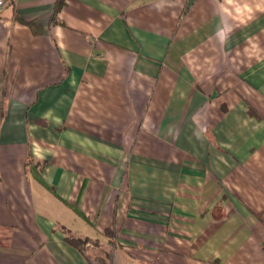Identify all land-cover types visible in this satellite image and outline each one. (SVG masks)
<instances>
[{
    "label": "crops",
    "instance_id": "crops-1",
    "mask_svg": "<svg viewBox=\"0 0 264 264\" xmlns=\"http://www.w3.org/2000/svg\"><path fill=\"white\" fill-rule=\"evenodd\" d=\"M10 0L0 264H264V0Z\"/></svg>",
    "mask_w": 264,
    "mask_h": 264
},
{
    "label": "rangeland",
    "instance_id": "rangeland-1",
    "mask_svg": "<svg viewBox=\"0 0 264 264\" xmlns=\"http://www.w3.org/2000/svg\"><path fill=\"white\" fill-rule=\"evenodd\" d=\"M68 236L74 237L70 235V233ZM82 240V245L84 246L83 248H85V252L89 255L94 264H114L116 256V249L114 246H107L106 244L102 245L99 240H91L89 242H86L84 238H82Z\"/></svg>",
    "mask_w": 264,
    "mask_h": 264
},
{
    "label": "trees",
    "instance_id": "trees-1",
    "mask_svg": "<svg viewBox=\"0 0 264 264\" xmlns=\"http://www.w3.org/2000/svg\"><path fill=\"white\" fill-rule=\"evenodd\" d=\"M64 2H65V0H57L56 2H55V7H54V13H53V19L52 20H54V17H56V15L58 14V12H59V10L61 9V7L64 5ZM67 239L69 240V241H71L73 244H75L76 246H77V248H79L82 252H84V253H86L85 252V248H83L84 246L82 245V243H83V240L82 239H77V238H75V237H70V236H67ZM86 242H89V241H91V240H93V239H90V238H85L84 239ZM111 254V253H110ZM88 256V258L90 259L89 261H91L92 263H93V261L91 260V258L89 257V255H87ZM94 264V263H93Z\"/></svg>",
    "mask_w": 264,
    "mask_h": 264
},
{
    "label": "built area",
    "instance_id": "built-area-1",
    "mask_svg": "<svg viewBox=\"0 0 264 264\" xmlns=\"http://www.w3.org/2000/svg\"><path fill=\"white\" fill-rule=\"evenodd\" d=\"M10 0H0V11L8 4Z\"/></svg>",
    "mask_w": 264,
    "mask_h": 264
}]
</instances>
